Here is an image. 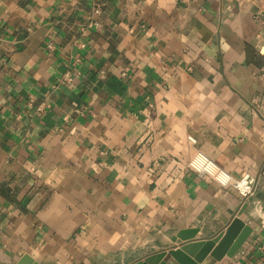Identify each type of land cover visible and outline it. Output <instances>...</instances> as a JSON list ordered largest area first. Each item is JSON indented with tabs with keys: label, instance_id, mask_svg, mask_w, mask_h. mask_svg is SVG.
I'll use <instances>...</instances> for the list:
<instances>
[{
	"label": "crops",
	"instance_id": "0c3cea01",
	"mask_svg": "<svg viewBox=\"0 0 264 264\" xmlns=\"http://www.w3.org/2000/svg\"><path fill=\"white\" fill-rule=\"evenodd\" d=\"M253 11L252 0H0V264H131L186 242L180 231L218 234L244 206L249 240L201 264H264ZM197 150L255 174V192L191 169Z\"/></svg>",
	"mask_w": 264,
	"mask_h": 264
},
{
	"label": "water",
	"instance_id": "95a60500",
	"mask_svg": "<svg viewBox=\"0 0 264 264\" xmlns=\"http://www.w3.org/2000/svg\"><path fill=\"white\" fill-rule=\"evenodd\" d=\"M244 209L245 206L225 229L212 237L192 239L195 230L180 231L178 236L186 242L151 253L131 264H168L165 259L168 254L178 264H201L208 257L216 260L233 257L249 240L254 230L241 217ZM30 261L25 255L16 264H28Z\"/></svg>",
	"mask_w": 264,
	"mask_h": 264
},
{
	"label": "built area",
	"instance_id": "2783aa9c",
	"mask_svg": "<svg viewBox=\"0 0 264 264\" xmlns=\"http://www.w3.org/2000/svg\"><path fill=\"white\" fill-rule=\"evenodd\" d=\"M252 2L254 4L253 18L264 27V0H252ZM99 11V8L95 9L96 13ZM49 46L53 45L49 44ZM259 77L264 84V66L259 71ZM262 101L264 102V96ZM39 109H43V106H39ZM188 139L193 143L197 142V139L192 134L188 135ZM188 166L200 174L212 176L223 186H232L244 199L252 195L257 188L258 177L255 174L244 172L237 177L202 150H197L189 160ZM260 248L264 250V242L260 245Z\"/></svg>",
	"mask_w": 264,
	"mask_h": 264
}]
</instances>
